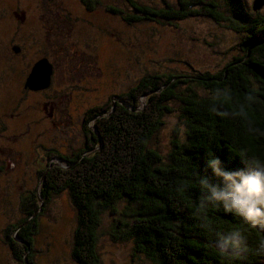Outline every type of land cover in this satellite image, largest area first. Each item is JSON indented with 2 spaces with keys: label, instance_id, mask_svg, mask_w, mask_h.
I'll return each instance as SVG.
<instances>
[{
  "label": "trees",
  "instance_id": "obj_1",
  "mask_svg": "<svg viewBox=\"0 0 264 264\" xmlns=\"http://www.w3.org/2000/svg\"><path fill=\"white\" fill-rule=\"evenodd\" d=\"M81 1L91 9L92 2ZM126 1L135 13L108 10L128 23L175 25L192 16L231 21L244 32L241 54L214 73L145 75L118 94L122 102L115 101L109 114L112 100L89 108L86 115L97 133L89 131L84 150L67 168L45 166L39 190L24 198V218L7 235L13 256L31 262L44 204L68 190L77 211L72 258L78 264L101 263L102 213L112 216L114 240H130L154 264H264V252L257 250L264 223L254 225L225 211L221 202L208 201L199 183L204 175L221 183L206 167L214 156L227 171L245 168L246 161L264 163V16L252 5L255 16L247 13L244 0H179L162 7ZM172 100L180 103L184 137L175 134L163 155L150 144L172 111ZM49 155L66 160L56 151ZM234 232L243 242L240 249L217 246V239Z\"/></svg>",
  "mask_w": 264,
  "mask_h": 264
},
{
  "label": "rangeland",
  "instance_id": "obj_2",
  "mask_svg": "<svg viewBox=\"0 0 264 264\" xmlns=\"http://www.w3.org/2000/svg\"><path fill=\"white\" fill-rule=\"evenodd\" d=\"M135 1L162 7L179 0ZM244 1L247 13L264 16V6L253 13V0ZM89 2L91 9L81 0H0V264H78L72 258L77 211L68 190L54 193L44 204L31 262L13 256L7 235L24 218V198L39 190L45 166L67 168L84 150L89 131L97 133L86 110L105 105L145 75L214 73L241 54L244 32L231 21L192 16L175 25L128 23L108 10L113 6L135 13L126 0ZM13 46L20 51L15 53ZM44 57L52 64L49 87L39 93L25 90V77ZM169 105L172 111L150 144L163 155L175 134L184 137L180 103ZM113 110L111 105L106 114ZM51 151L66 160L50 156ZM112 234V216L102 213L100 264H154L130 240H114Z\"/></svg>",
  "mask_w": 264,
  "mask_h": 264
},
{
  "label": "clouds",
  "instance_id": "obj_3",
  "mask_svg": "<svg viewBox=\"0 0 264 264\" xmlns=\"http://www.w3.org/2000/svg\"><path fill=\"white\" fill-rule=\"evenodd\" d=\"M206 167L221 178L220 184H214L207 175L201 177L199 183L206 190L208 201L221 202L225 211H234L254 225L264 223V163L246 161L245 168L227 171L221 167L220 158L214 156L206 160ZM225 181L228 183L224 184ZM216 244L222 250L235 251L243 242L234 232L220 237ZM257 250L264 252V240L260 241Z\"/></svg>",
  "mask_w": 264,
  "mask_h": 264
},
{
  "label": "water",
  "instance_id": "obj_4",
  "mask_svg": "<svg viewBox=\"0 0 264 264\" xmlns=\"http://www.w3.org/2000/svg\"><path fill=\"white\" fill-rule=\"evenodd\" d=\"M264 6V0H254L252 8L254 11H259ZM13 51L18 53L20 51L18 46H13ZM52 64L47 58H41L36 61L26 78L25 87L30 90H42L49 87L51 83ZM115 101L122 102L119 97L112 98V107L115 105ZM42 201V200H41Z\"/></svg>",
  "mask_w": 264,
  "mask_h": 264
},
{
  "label": "flooded vegetation",
  "instance_id": "obj_5",
  "mask_svg": "<svg viewBox=\"0 0 264 264\" xmlns=\"http://www.w3.org/2000/svg\"><path fill=\"white\" fill-rule=\"evenodd\" d=\"M30 72V71H29ZM29 72H28V74H29ZM28 74H27V76H28ZM27 76L25 77V79H24V81H23V88L25 89V90H29V91H31V92H33V93H39V91H43V90H45V89H42V90H30L29 88H26L25 87V81H26V78H27ZM47 89V88H46ZM44 106H45V108H46V104H44ZM87 111V110H86Z\"/></svg>",
  "mask_w": 264,
  "mask_h": 264
}]
</instances>
